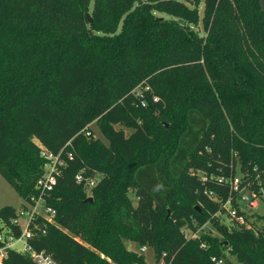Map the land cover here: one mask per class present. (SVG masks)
Returning <instances> with one entry per match:
<instances>
[{
    "label": "trees",
    "instance_id": "16d2710c",
    "mask_svg": "<svg viewBox=\"0 0 264 264\" xmlns=\"http://www.w3.org/2000/svg\"><path fill=\"white\" fill-rule=\"evenodd\" d=\"M262 1L0 0V173L25 206L38 142L74 152L46 197L56 214L30 220L34 249L59 264H151L132 241L164 264H264V225L233 185L264 187ZM17 216L1 207L0 232L20 237ZM4 264L36 263L9 248Z\"/></svg>",
    "mask_w": 264,
    "mask_h": 264
},
{
    "label": "built area",
    "instance_id": "2783aa9c",
    "mask_svg": "<svg viewBox=\"0 0 264 264\" xmlns=\"http://www.w3.org/2000/svg\"><path fill=\"white\" fill-rule=\"evenodd\" d=\"M87 136L91 135V131L88 130L86 132ZM39 147L41 150V155L45 158V163L43 166V172L38 180L37 188L39 190V195L37 197H32L30 201L26 202V205L18 211V216L13 220L14 223L20 224V216H26L28 218L27 226L24 229H22V234L20 237H16L13 234H4L0 232V240L4 241V245L0 247V264H4L6 258L8 257V249L14 248V242L18 241L21 237L25 238V248L18 250L19 252L28 254L32 260L36 264H59L51 254L47 253L45 250H36L34 249L27 241L28 237L31 235L30 230V220L33 217L37 216H44L49 220H52L54 215L56 214V210L47 204L46 197L47 195L55 188L58 182V176L61 172V167L65 165L66 163V157L72 158L74 155V152L72 150H67L65 155L63 154V151L54 152L50 150L47 146H45L43 143L38 142ZM100 174H95L93 176H84L82 172H79L76 175V180L83 184L87 189L91 190L93 186H95L98 182L97 176ZM240 184V178L236 177L233 180V185L236 190L240 192V198L245 199L250 202L253 206H257V200L253 197H256L258 194L252 192V199H250L249 194H242V190L239 188ZM44 206L45 212H40L39 207ZM21 226V224H20ZM42 224L40 225V227ZM196 236V233L195 235ZM147 249V246H142L140 251L145 252Z\"/></svg>",
    "mask_w": 264,
    "mask_h": 264
},
{
    "label": "rangeland",
    "instance_id": "374dc122",
    "mask_svg": "<svg viewBox=\"0 0 264 264\" xmlns=\"http://www.w3.org/2000/svg\"><path fill=\"white\" fill-rule=\"evenodd\" d=\"M199 28L201 29V32H202L203 31L202 25ZM92 128L94 129V133L97 137H101L102 139H104V137L102 136L96 124H92ZM128 133H130V130H128ZM35 140L36 142H38L37 139ZM240 174H241L240 168L238 167V175ZM99 177L100 175L97 176L98 179ZM241 190H242L243 195L247 193L250 195V199H252V191L246 188L241 189ZM260 190H262V195L258 194L256 197H253L254 199L257 200V206H253L252 204H250L249 201L245 199H241V198L239 199V204L242 210L246 212V215L251 221L256 222L259 226H263L264 225V187L261 188ZM131 196L134 202L136 203V198L134 197L133 193H131ZM24 203H25L24 198L10 185V183L0 173V208L5 205H12L16 207L18 211H20L24 207ZM228 207L232 208L230 205H228ZM39 209H40V212L42 213L45 212L44 206H40ZM224 218H225L224 221L230 225L229 218H227L226 216H224ZM27 223H28V218L26 216H20V224H21L22 229L25 230ZM1 227H3L2 229L3 233L6 234L8 231V228L6 226H3L2 224H1ZM200 231L207 232V233H212V232L217 233L216 230L213 229L210 224H206L205 226H203ZM196 233L199 234V231H197ZM188 234L189 236H193L195 235V232H192L189 230ZM25 241H26L25 238L21 237L18 241L14 242V249H18V250L24 249L26 246ZM127 246L129 249H133L136 251H140L142 247V245L140 246L138 243L132 242V241H127ZM142 254L144 255L147 263L164 264L163 259H161L160 261L156 259L155 251L152 246L147 245L146 251L142 252ZM229 256L236 263H238L234 255L231 254Z\"/></svg>",
    "mask_w": 264,
    "mask_h": 264
},
{
    "label": "water",
    "instance_id": "95a60500",
    "mask_svg": "<svg viewBox=\"0 0 264 264\" xmlns=\"http://www.w3.org/2000/svg\"><path fill=\"white\" fill-rule=\"evenodd\" d=\"M262 6L264 7V1H262ZM88 19H89L90 21H92V17H91L90 14H88ZM86 200H87V201H93V196H92V195L88 196ZM42 226H43V224H42ZM0 229H1V228H0Z\"/></svg>",
    "mask_w": 264,
    "mask_h": 264
}]
</instances>
